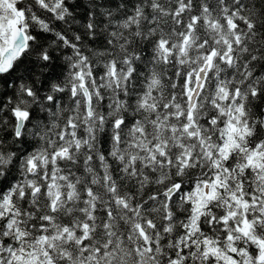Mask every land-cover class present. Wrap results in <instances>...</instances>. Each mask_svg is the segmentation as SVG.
<instances>
[{
  "label": "snow or ice",
  "instance_id": "snow-or-ice-1",
  "mask_svg": "<svg viewBox=\"0 0 264 264\" xmlns=\"http://www.w3.org/2000/svg\"><path fill=\"white\" fill-rule=\"evenodd\" d=\"M0 264H264V0H0Z\"/></svg>",
  "mask_w": 264,
  "mask_h": 264
},
{
  "label": "trees",
  "instance_id": "trees-1",
  "mask_svg": "<svg viewBox=\"0 0 264 264\" xmlns=\"http://www.w3.org/2000/svg\"><path fill=\"white\" fill-rule=\"evenodd\" d=\"M59 24H57V30H59ZM75 27V26H74ZM49 39H52V37L49 35ZM101 39L102 38H99L98 40H97V42H96V44H94V45H91L92 47H97L98 45H100V41H101ZM100 50H102V48H100ZM61 63H62V61H61Z\"/></svg>",
  "mask_w": 264,
  "mask_h": 264
}]
</instances>
